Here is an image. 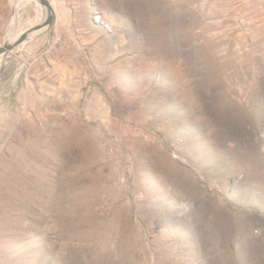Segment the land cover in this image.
I'll return each mask as SVG.
<instances>
[{
  "label": "rangeland",
  "instance_id": "obj_1",
  "mask_svg": "<svg viewBox=\"0 0 264 264\" xmlns=\"http://www.w3.org/2000/svg\"><path fill=\"white\" fill-rule=\"evenodd\" d=\"M69 3L73 95L0 119V264H264V0ZM3 9L0 47L50 13Z\"/></svg>",
  "mask_w": 264,
  "mask_h": 264
},
{
  "label": "crops",
  "instance_id": "obj_2",
  "mask_svg": "<svg viewBox=\"0 0 264 264\" xmlns=\"http://www.w3.org/2000/svg\"><path fill=\"white\" fill-rule=\"evenodd\" d=\"M68 1L60 0L61 4L53 5L52 24L33 31L26 41L0 56V119L6 111L46 110L47 104L56 103L60 94L73 95L67 72L73 60L71 47L76 45V30H91V12L68 5ZM7 14L9 11L5 9L0 12L5 27ZM4 28H0V39L4 38L5 42ZM31 28L22 30L21 35ZM21 29L22 25H16L11 33Z\"/></svg>",
  "mask_w": 264,
  "mask_h": 264
},
{
  "label": "water",
  "instance_id": "obj_3",
  "mask_svg": "<svg viewBox=\"0 0 264 264\" xmlns=\"http://www.w3.org/2000/svg\"><path fill=\"white\" fill-rule=\"evenodd\" d=\"M41 3L43 5H45L48 9H49V15L47 16V19L45 20V22L41 25H38L36 27H32L30 30L24 32L18 39L14 40V41H8L4 44V46L0 47V56L4 55L6 53L11 52L15 47L19 46L20 44H22L24 41H26L30 35V33H32L33 31H36L38 29L41 28V26H47L53 23V7L51 5V3L48 0H40Z\"/></svg>",
  "mask_w": 264,
  "mask_h": 264
},
{
  "label": "built area",
  "instance_id": "obj_4",
  "mask_svg": "<svg viewBox=\"0 0 264 264\" xmlns=\"http://www.w3.org/2000/svg\"><path fill=\"white\" fill-rule=\"evenodd\" d=\"M97 22L101 23V22H103V21L100 19V17H97ZM102 24H103V23H102ZM121 181H122L123 184H127V178H126V177H123V178L121 179Z\"/></svg>",
  "mask_w": 264,
  "mask_h": 264
}]
</instances>
